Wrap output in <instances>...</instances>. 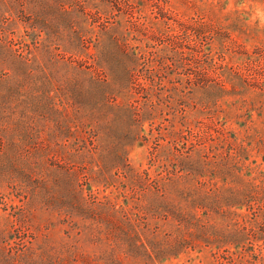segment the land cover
Wrapping results in <instances>:
<instances>
[{"label":"rangeland","instance_id":"rangeland-1","mask_svg":"<svg viewBox=\"0 0 264 264\" xmlns=\"http://www.w3.org/2000/svg\"><path fill=\"white\" fill-rule=\"evenodd\" d=\"M0 264H264V0H0Z\"/></svg>","mask_w":264,"mask_h":264}]
</instances>
